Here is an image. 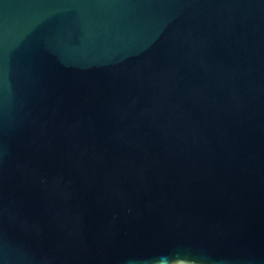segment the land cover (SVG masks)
Masks as SVG:
<instances>
[{"label":"water","instance_id":"obj_1","mask_svg":"<svg viewBox=\"0 0 264 264\" xmlns=\"http://www.w3.org/2000/svg\"><path fill=\"white\" fill-rule=\"evenodd\" d=\"M0 264H264V0H0Z\"/></svg>","mask_w":264,"mask_h":264}]
</instances>
